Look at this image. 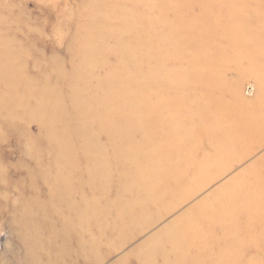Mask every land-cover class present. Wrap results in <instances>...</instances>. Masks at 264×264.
<instances>
[{
  "label": "rangeland",
  "instance_id": "1",
  "mask_svg": "<svg viewBox=\"0 0 264 264\" xmlns=\"http://www.w3.org/2000/svg\"><path fill=\"white\" fill-rule=\"evenodd\" d=\"M0 264H264V0H0Z\"/></svg>",
  "mask_w": 264,
  "mask_h": 264
},
{
  "label": "bare ground",
  "instance_id": "2",
  "mask_svg": "<svg viewBox=\"0 0 264 264\" xmlns=\"http://www.w3.org/2000/svg\"><path fill=\"white\" fill-rule=\"evenodd\" d=\"M251 88H248V91L250 92ZM191 225L189 227H185L184 230H181L180 232V238H190L192 232H191Z\"/></svg>",
  "mask_w": 264,
  "mask_h": 264
}]
</instances>
